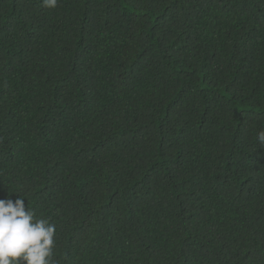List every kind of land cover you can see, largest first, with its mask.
<instances>
[{
    "label": "trees",
    "instance_id": "16d2710c",
    "mask_svg": "<svg viewBox=\"0 0 264 264\" xmlns=\"http://www.w3.org/2000/svg\"><path fill=\"white\" fill-rule=\"evenodd\" d=\"M264 0H0V199L58 264H264Z\"/></svg>",
    "mask_w": 264,
    "mask_h": 264
},
{
    "label": "clouds",
    "instance_id": "9594fccd",
    "mask_svg": "<svg viewBox=\"0 0 264 264\" xmlns=\"http://www.w3.org/2000/svg\"><path fill=\"white\" fill-rule=\"evenodd\" d=\"M59 0H43L55 9ZM264 145V131L258 133ZM56 226L47 218H37L25 198L0 199V264H58L53 260Z\"/></svg>",
    "mask_w": 264,
    "mask_h": 264
}]
</instances>
